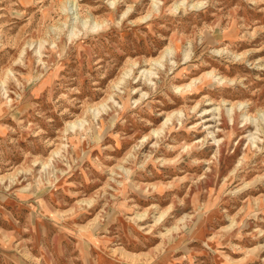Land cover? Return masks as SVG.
Wrapping results in <instances>:
<instances>
[{"label":"rangeland","instance_id":"1","mask_svg":"<svg viewBox=\"0 0 264 264\" xmlns=\"http://www.w3.org/2000/svg\"><path fill=\"white\" fill-rule=\"evenodd\" d=\"M0 264H264V0H0Z\"/></svg>","mask_w":264,"mask_h":264}]
</instances>
